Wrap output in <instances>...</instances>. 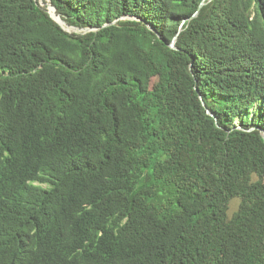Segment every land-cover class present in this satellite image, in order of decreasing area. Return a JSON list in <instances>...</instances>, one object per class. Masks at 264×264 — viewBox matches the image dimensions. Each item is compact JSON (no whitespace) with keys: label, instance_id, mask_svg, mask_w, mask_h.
Listing matches in <instances>:
<instances>
[{"label":"trees","instance_id":"trees-1","mask_svg":"<svg viewBox=\"0 0 264 264\" xmlns=\"http://www.w3.org/2000/svg\"><path fill=\"white\" fill-rule=\"evenodd\" d=\"M263 133L264 0H0V264H264Z\"/></svg>","mask_w":264,"mask_h":264},{"label":"water","instance_id":"water-1","mask_svg":"<svg viewBox=\"0 0 264 264\" xmlns=\"http://www.w3.org/2000/svg\"><path fill=\"white\" fill-rule=\"evenodd\" d=\"M48 1H50V0H48ZM48 9H49V13H50V15H51V17L57 22V23H59L62 27H63V29H65L66 31H68V32H87V31H90L91 29H81V28H77V27H72V26H69L68 24H66V22H64L63 20H62V18L57 14V12H56V7L54 6V5H52L51 3H49L48 4ZM171 47L173 48V49H177L176 47H175V40H174V42L171 44ZM201 100H202V97H201ZM203 104H204V102H203ZM210 116H212V117H214L215 119H216V117H215V115L214 114H212L210 111H208L207 112ZM263 138H264V133H263Z\"/></svg>","mask_w":264,"mask_h":264},{"label":"rangeland","instance_id":"rangeland-1","mask_svg":"<svg viewBox=\"0 0 264 264\" xmlns=\"http://www.w3.org/2000/svg\"><path fill=\"white\" fill-rule=\"evenodd\" d=\"M72 32V31H71ZM238 204H239V199H233L232 201H231V206H230V209H229V213H230V215L234 212V210H236L237 209V207H238Z\"/></svg>","mask_w":264,"mask_h":264}]
</instances>
